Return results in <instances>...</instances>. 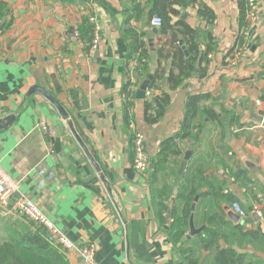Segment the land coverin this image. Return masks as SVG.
I'll return each mask as SVG.
<instances>
[{
    "label": "crops",
    "instance_id": "obj_1",
    "mask_svg": "<svg viewBox=\"0 0 264 264\" xmlns=\"http://www.w3.org/2000/svg\"><path fill=\"white\" fill-rule=\"evenodd\" d=\"M239 2L196 0L194 7H175L178 14L171 23L183 21L210 34L215 50L170 93L162 120L149 126L144 120L148 87L139 95L148 77L136 75L137 56L129 57L132 40L124 33L129 28L145 45L149 76L157 69L158 50L167 49L172 36L161 35L150 24L147 0H0L6 5L0 24L9 25L0 27L1 167L18 184V198L35 204L77 246H94V264H187L169 238L166 214V222L159 221L155 202L163 199L170 213L180 214L176 195L197 170L205 177L201 193L221 186V197L236 200L246 210L245 218L233 221L227 216L235 215L232 201H221L226 226L256 230L261 237L259 243L241 244L239 252L249 264H264V120L253 121L264 115V0L245 41L240 37ZM198 5L213 12L212 24L197 19ZM90 19L100 28L93 52L87 47L91 34L79 31ZM204 44L202 40L201 49ZM236 51L239 57L232 63ZM128 81L131 106L126 125L123 88ZM199 94L211 96L201 109L223 107L235 113L240 126L222 127L200 116L191 139L175 140L180 156L163 160L160 151L178 134L187 97ZM135 133L142 135L150 160L144 175L131 164ZM237 170L245 172L247 185L234 177ZM47 174L53 178L38 184ZM210 201L214 205L218 200ZM199 202L200 196L193 225L201 232L187 238L188 225L181 242L189 240L186 246L194 248L197 264H215L213 252L199 247V240L207 236L203 210L211 214L216 208L197 210ZM229 246L218 241L220 248ZM67 260L84 264L75 254Z\"/></svg>",
    "mask_w": 264,
    "mask_h": 264
},
{
    "label": "trees",
    "instance_id": "obj_2",
    "mask_svg": "<svg viewBox=\"0 0 264 264\" xmlns=\"http://www.w3.org/2000/svg\"><path fill=\"white\" fill-rule=\"evenodd\" d=\"M147 1L151 5L148 19L158 17L161 20V26L158 27L159 33L161 35L170 33L172 36L169 47L167 49L163 47L157 52L158 66L156 71L150 76L151 80L148 84V89L152 91V96L144 101L145 123L153 126L158 124L166 114L171 101L170 93L189 79L193 75L196 67L200 68L202 63L206 64L208 62V55L212 54L215 50V42L210 34H204L199 29H194L183 21L171 23L172 16H177L178 14V10L175 7L181 9H186L188 6L194 7L196 0ZM239 4L240 23L243 26L245 7L243 2H239ZM5 12L6 5L0 3V20L6 18ZM196 17L197 19L205 20L209 25L215 19L213 12L204 5H198ZM83 23L82 26L84 27L79 31L86 36L92 34V26L89 20H84ZM8 26L7 23L0 24L2 29ZM124 36L127 38L130 37L132 40V49L130 50L129 57L137 56L136 75L143 78L149 77L145 73V58L147 55L145 45L137 39L136 34L129 28L125 30ZM180 39L185 45L187 56L184 55L183 50L177 45ZM202 40H205L203 49H201ZM241 43L242 40L239 39V45ZM233 50L231 49L227 53V57L232 55ZM166 69H169L168 75H166ZM204 74L205 70L201 69V77ZM130 86L131 84L128 81L123 88V93L126 96L123 101L126 125L129 118L128 109L131 106V98L128 96ZM210 98L211 96L208 94L189 95L187 97L184 117L179 132L174 139L165 141L160 151V156L164 157L163 160H166L167 156H180V150L177 148L175 140L183 141L191 139L193 137V130L197 128V118L200 116H203L210 122L217 121L222 127H224V124L230 127L233 123L240 126L235 113L223 107H220L218 111L213 108L201 109V103ZM130 150L131 154H133L132 138ZM234 177L246 183L244 171L237 170L234 173ZM203 180H205V177L203 179L202 173L200 170H197L194 175L186 180L185 185L179 189L176 198L179 203L180 214L174 211L170 213V208L166 201L163 199L157 200L155 207L157 208L156 213L159 221L165 223L166 220L163 214H166L167 219L171 222L168 226L167 233L173 244L177 245L180 256L187 264H197L194 248L186 246L189 240L182 242L181 240H183L188 227L191 205L200 196L201 202H199L197 210L200 209V206H203V209L216 208V210L211 214H204L203 210V218L207 219V223L205 221V224L208 228L205 229L207 236L199 240V247L213 252L215 264H249L246 261V255L241 254L237 248H240L241 244L245 243H259L261 237L258 231H244L241 226L233 228H229V225L226 226L229 223L225 221L221 201H227L230 198L220 196L223 189L221 186H210V188L208 186V192L201 193L200 188ZM210 199L218 201L212 205ZM230 201H232L231 204L236 202L234 199ZM244 211L246 212L245 209ZM222 228H224V231H222ZM219 240L229 242L230 246L227 248L218 247ZM0 264H69V262L56 246L55 242L46 237V233L43 230L34 229L31 223L18 217L7 216L0 218Z\"/></svg>",
    "mask_w": 264,
    "mask_h": 264
},
{
    "label": "built area",
    "instance_id": "obj_3",
    "mask_svg": "<svg viewBox=\"0 0 264 264\" xmlns=\"http://www.w3.org/2000/svg\"><path fill=\"white\" fill-rule=\"evenodd\" d=\"M239 1L243 2L245 7L244 25L240 34V37H242V39L245 41V39H247L249 36L250 28L253 26L257 18L259 2L261 0ZM89 22L92 26V34L87 47H89L90 52H93L98 48V44L100 42V28L93 19H90ZM150 24L153 27L158 28L161 26V20L158 17H153L150 20ZM238 57L239 51H236L234 56L231 58L232 63L236 61ZM145 95L148 98H151L152 91L147 90ZM123 97L126 98V96ZM256 104L260 105L261 102L258 101ZM262 120H264V115L262 116ZM42 130L45 132L46 128L43 126ZM142 144V135L140 133L133 134V159L131 164L132 168L138 175H144L148 172V170H150V160L148 155L144 152ZM17 192L18 184L10 177L7 172L3 170L0 164V216L18 217L22 220H25L26 222L31 223L34 229L43 230L46 233V237L50 236V240L55 242L56 246L60 249L66 259H68L70 254H75L83 260L84 264H94L95 249L92 244L79 247L75 243L71 242L35 204L26 198H18L14 200L13 196ZM11 201H13V203H11ZM231 210L240 219L245 218L246 216V212L237 202L232 203ZM252 210L254 212L256 211L257 215H260L257 206H253Z\"/></svg>",
    "mask_w": 264,
    "mask_h": 264
},
{
    "label": "water",
    "instance_id": "obj_4",
    "mask_svg": "<svg viewBox=\"0 0 264 264\" xmlns=\"http://www.w3.org/2000/svg\"><path fill=\"white\" fill-rule=\"evenodd\" d=\"M181 12H182V11H181ZM185 17H186V15H184V17H182L181 19H183V18H185ZM154 32L156 33L157 31L155 30ZM177 45L183 49L185 56H187L188 54H187V51H186V50L184 49V47H183V42L180 40V41L178 42ZM150 80H151V77L149 76V77L147 78V80L144 81V82L141 84V86H140V88H139V89H140V91H139V95L143 96V93H144V91L146 90V88L148 87V84H149ZM33 90H37V89L35 88V89H33ZM253 116H255V115H253ZM253 121H254L255 123H257V124H261V123H262V118H261V117H260V118H255V117H254V118H253ZM225 130L227 131V133H226V137L229 138L228 128H225ZM188 158H189V157H188V154H186V155L184 156L183 161H181V163H180V167H179V175H182V172H184V170H185V164H186V161L188 160ZM52 178H53V177H52L51 174H47V175L43 176V178L39 179L38 184H41V183L45 184L46 182H48V181L51 180ZM13 198H14V199H18V195H17V193L14 194ZM196 200H197V199H195L194 203L191 205V214H190L189 222H188V225H189V233H188V235H187V238H190L191 236H194L195 234L201 232L200 229H195V228H194V225H193V211H194V206H195V202H196ZM11 203H13V201H11ZM227 216H228L231 220H233V221H238V217H237L236 215H234L233 213H231V212H228ZM47 238L50 239V236H47Z\"/></svg>",
    "mask_w": 264,
    "mask_h": 264
},
{
    "label": "rangeland",
    "instance_id": "obj_5",
    "mask_svg": "<svg viewBox=\"0 0 264 264\" xmlns=\"http://www.w3.org/2000/svg\"><path fill=\"white\" fill-rule=\"evenodd\" d=\"M231 62H232V60H231Z\"/></svg>",
    "mask_w": 264,
    "mask_h": 264
}]
</instances>
